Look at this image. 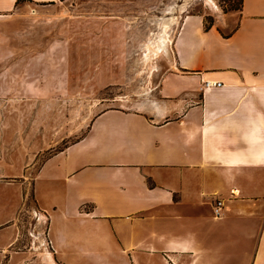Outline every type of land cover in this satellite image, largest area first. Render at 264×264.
<instances>
[{
    "label": "crops",
    "instance_id": "0c3cea01",
    "mask_svg": "<svg viewBox=\"0 0 264 264\" xmlns=\"http://www.w3.org/2000/svg\"><path fill=\"white\" fill-rule=\"evenodd\" d=\"M242 1L230 32L218 13L210 30L207 14L182 18L156 103L101 113L21 179L0 264H41L43 251L54 264H264V0ZM20 2L0 0V16ZM30 198L34 247L18 253Z\"/></svg>",
    "mask_w": 264,
    "mask_h": 264
},
{
    "label": "rangeland",
    "instance_id": "374dc122",
    "mask_svg": "<svg viewBox=\"0 0 264 264\" xmlns=\"http://www.w3.org/2000/svg\"><path fill=\"white\" fill-rule=\"evenodd\" d=\"M214 1L230 32L239 3ZM184 2L60 0L38 6L22 1L0 16V222L13 215L21 179L31 182L48 158L84 137L98 115L156 103L160 82L174 65L173 39L182 18L207 14L213 24L219 19L204 0H192L180 11ZM170 7L176 11L168 12ZM172 16L169 54L161 52L144 65L145 44L157 40L159 20ZM33 207L31 198L26 200L17 216L18 253L34 247L32 240L26 246L35 224L28 213ZM37 253L28 255L31 261ZM39 258L41 264L52 260Z\"/></svg>",
    "mask_w": 264,
    "mask_h": 264
},
{
    "label": "bare ground",
    "instance_id": "6f19581e",
    "mask_svg": "<svg viewBox=\"0 0 264 264\" xmlns=\"http://www.w3.org/2000/svg\"><path fill=\"white\" fill-rule=\"evenodd\" d=\"M192 0H185L184 4L180 6V11H184L188 4ZM207 5L216 13L220 14L221 16V11L218 5L215 3L214 0H204ZM168 12L174 13L176 11V7H170L167 9ZM176 22V17L172 16L170 18H162L158 22V26L160 27L161 31L160 33L157 34V40L154 41L153 43H146L145 47L147 48V53L145 54V57L142 60V63L145 65L148 63L154 56L159 55L161 52H164L166 54H169V45H170V37H169V32L172 28V26ZM159 29V30H160ZM152 42V41H151ZM144 47V46H143ZM145 48V49H146ZM155 58V57H154ZM46 256L49 257V253L45 254ZM51 258V257H50ZM47 262L51 261V264H54V262L50 260H46Z\"/></svg>",
    "mask_w": 264,
    "mask_h": 264
},
{
    "label": "built area",
    "instance_id": "2783aa9c",
    "mask_svg": "<svg viewBox=\"0 0 264 264\" xmlns=\"http://www.w3.org/2000/svg\"><path fill=\"white\" fill-rule=\"evenodd\" d=\"M208 86L213 85L212 83H208ZM217 86H221V84H217ZM213 216L215 218H221L223 216V203L220 200H217L215 202V205L213 207ZM46 236V233L43 234Z\"/></svg>",
    "mask_w": 264,
    "mask_h": 264
},
{
    "label": "trees",
    "instance_id": "16d2710c",
    "mask_svg": "<svg viewBox=\"0 0 264 264\" xmlns=\"http://www.w3.org/2000/svg\"><path fill=\"white\" fill-rule=\"evenodd\" d=\"M20 1H25V0H20ZM227 1V0H225ZM230 2H238L239 3V11L242 9V5H243V1L242 0H228ZM213 23L212 22H209L207 18H205V28L206 30H210L212 27H213Z\"/></svg>",
    "mask_w": 264,
    "mask_h": 264
}]
</instances>
